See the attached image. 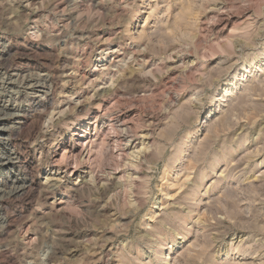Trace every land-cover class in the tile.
<instances>
[{
  "label": "rangeland",
  "instance_id": "374dc122",
  "mask_svg": "<svg viewBox=\"0 0 264 264\" xmlns=\"http://www.w3.org/2000/svg\"><path fill=\"white\" fill-rule=\"evenodd\" d=\"M0 264H264V0H0Z\"/></svg>",
  "mask_w": 264,
  "mask_h": 264
},
{
  "label": "bare ground",
  "instance_id": "6f19581e",
  "mask_svg": "<svg viewBox=\"0 0 264 264\" xmlns=\"http://www.w3.org/2000/svg\"><path fill=\"white\" fill-rule=\"evenodd\" d=\"M5 48V47H4ZM218 100V99H217ZM91 141V143H93L94 141L93 140H90ZM81 144V143H80ZM80 146V145H79ZM63 148V147H62ZM65 151H66V149H65ZM73 152L74 151H72L71 153L73 154ZM73 156H74V154H73ZM63 156H62V158L61 159H59V160H61V161H63ZM69 163H71V162H69ZM75 163V162H74ZM74 167V166H73ZM75 169V168H74ZM73 169V170H74ZM53 177V184H52V186L54 185L55 186V184H56V182H57V179L59 178L58 176H56V177H58V178H54V176H52ZM52 177H49V178H52ZM92 177V176H91ZM90 177V178H91ZM93 178V177H92ZM60 180V179H59ZM55 182V183H54ZM59 183V182H58ZM58 185V184H57Z\"/></svg>",
  "mask_w": 264,
  "mask_h": 264
}]
</instances>
